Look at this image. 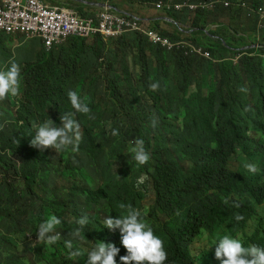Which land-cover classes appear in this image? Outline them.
Segmentation results:
<instances>
[{
    "label": "clouds",
    "instance_id": "obj_1",
    "mask_svg": "<svg viewBox=\"0 0 264 264\" xmlns=\"http://www.w3.org/2000/svg\"><path fill=\"white\" fill-rule=\"evenodd\" d=\"M28 1L0 0V33L15 38L14 42L18 43L14 47L18 48L19 57L28 54L21 48L26 40L37 39L34 44L42 47L44 44L47 49H58L71 40L60 51L71 53L87 49L91 45L84 44L88 37L95 39L96 35H101L104 40L108 39L105 41L116 40L128 32L143 29H131L124 25L114 34L98 32L89 36L58 31L52 43H47L43 37L45 31L39 24L21 23L17 30L7 29L9 21L20 17ZM39 1L49 8L68 11L80 19L98 21L102 13L108 12L131 21L118 14L115 11L119 10L118 7L109 0H97L100 7L87 6L94 12L84 17ZM219 1L226 10L239 14L246 10L247 16L242 18H253L248 28L254 27V23L264 27V0ZM197 4H189L188 11H197ZM209 5L215 6V3ZM155 6L157 10L163 8L161 2ZM122 12L125 14L124 10ZM138 18L145 20L141 16ZM226 23L227 18L223 17L216 28L207 27L203 31L196 28L192 40L186 39L184 34L194 30L190 24L179 26L183 33H169L168 36L150 27L148 30L152 33L143 29L147 32L143 34L147 40L160 45L168 53L167 57L170 51L179 54L183 46L184 55H188L186 44H195L196 38L203 43L199 50L192 52L193 63L183 66L190 74V82L179 83L172 90L177 95L188 92L194 96L193 102L180 104L175 109L182 111L180 119L185 128L189 155L201 163V174L194 183L176 194L172 207H160L159 196L148 202L150 188L146 194L140 193L138 188L144 182L140 173L132 171L130 163L114 151L111 141L104 140L99 147L89 148L92 154L85 158V172L76 186L65 190L59 204L42 193L40 187L57 182L77 156L79 160V155L59 152L69 147L74 152L79 150L83 139L80 120L92 118L101 97H110L115 89L106 77L99 79L91 74L69 77L59 86L49 118L36 126L35 135L28 141L30 146L14 159V178L8 187L10 191L0 196V212H30L34 215L36 241L44 243L42 249L37 250L30 243V235L28 239L18 234L9 236L1 245L5 252L14 255L8 264H167L174 241L184 246L195 240L199 230L212 228V219H205L197 226L187 224L185 231H177L175 227L180 216L186 215L185 219L190 216L187 211L189 205L202 210L218 204L226 205L228 209L244 207L253 219L258 218L264 211V200L259 202L256 199L253 188L256 176L253 174H264V73L258 74L249 68L244 63L245 54H222L212 51L205 44L204 40L218 37L219 31L212 28L219 29ZM196 33H201L202 37H196ZM23 37L24 40H19ZM170 43L175 46L171 48ZM70 45L73 50L68 49ZM252 45L259 46L256 43ZM20 80L21 66L13 59L0 70V101L9 95L13 98L21 95ZM122 80H128V75ZM150 88L157 90L159 83L153 82ZM151 126H157L155 118L151 120ZM116 127L112 129L114 136L119 134ZM55 151L58 156H50ZM130 151L138 165L149 162L150 152L159 160L175 158L184 166L179 151L171 152L155 144L148 152L141 138L134 140ZM252 157L260 161V168L251 163ZM151 178L149 176L148 182L153 188L154 178ZM197 187L200 193L195 192ZM262 193L264 197V189ZM235 219L243 217L237 214ZM85 244L91 247L85 250ZM213 244L215 264H264V246L256 243L248 245L239 236L224 234Z\"/></svg>",
    "mask_w": 264,
    "mask_h": 264
},
{
    "label": "trees",
    "instance_id": "obj_2",
    "mask_svg": "<svg viewBox=\"0 0 264 264\" xmlns=\"http://www.w3.org/2000/svg\"><path fill=\"white\" fill-rule=\"evenodd\" d=\"M109 1L113 4L116 2V0ZM139 2L147 4L145 6L149 9L165 13L167 17L174 19L180 25L190 24L194 30L184 33L188 40L193 39L196 28L203 31L208 27L210 13L215 12L213 7L220 4L219 0H139ZM153 2L155 5L161 2L162 10L150 6ZM194 3H198L204 9L198 8L194 12L185 10L189 4ZM209 3H215V6ZM177 4L178 7L175 8ZM204 10L208 11V14ZM217 10L223 12L225 10L224 17L227 18V23L219 28L216 39L208 38L204 40L205 44L209 45L212 51L222 54H245L247 58L244 63L256 73L263 74L264 31L258 34L257 23H254L255 34L253 29L245 31L233 28L230 23L233 20L237 22L239 13L226 10L221 6H218ZM160 23L161 21H154L152 27L162 34L183 33L179 29L176 31L160 29ZM143 34L136 31L128 32L122 38L113 40L112 43L118 44V50L110 46L105 47L106 41L101 35H96L95 39L89 41V44L92 42L93 44L83 51L62 53L55 47L47 49L44 44L43 47L32 44L34 51L16 58L13 52L17 47L9 48L15 38L12 35L0 33V64L7 66L14 59L22 68L21 95L0 101V196L10 191L8 187L14 178L12 174L14 159L30 146L28 141L35 135L36 126L49 118L60 84L69 77L88 74L99 79L103 77L110 79L115 89L110 97H101L92 118L80 120L83 126V139L79 144V150L74 152L69 147L59 152L71 156L79 155V160L77 156L75 162L57 182L40 187L42 193L59 204L65 190L76 186L85 172V158L92 154L89 148L99 147L104 140L113 143L114 151L130 163L132 171L146 172L154 178L153 189L158 192L160 207H172L176 201V194H180L184 187L194 183L201 174V163L199 159L189 155L185 128L180 119L182 111L175 110L180 104L193 102L194 96L188 92L179 95L172 92L179 83L190 82V74L183 66L188 67L193 63L192 52L186 49L188 55H184L182 61H178L172 51L168 58L160 45L149 43ZM19 40H24V37ZM26 42L30 43L29 40ZM255 43L259 46L252 45ZM243 46L247 47L239 49ZM128 50L132 54L131 60L127 55ZM149 52L156 58L146 59ZM140 59H144L145 62ZM127 62L134 70L126 66ZM122 71H124L123 78L128 75V80L121 79ZM153 82L159 83V88L155 91L150 88ZM153 118L157 121L156 127L151 126ZM114 127L119 133L115 136L112 134ZM136 138L145 141L147 151L155 144L171 152L179 151L184 166L175 158L159 160L149 151L151 157L149 162L138 165L130 151ZM251 163L257 164L260 168V161L255 157H252ZM253 175L256 176L253 178L255 196L259 202H262L264 174L259 172ZM138 188L140 193L146 194L151 185L144 181ZM195 189L196 193L201 192L199 187ZM187 211L190 212V216L187 219L184 214L180 216L179 222H176L177 231L183 232L187 229V224L192 227L197 226L199 221L205 219H212V228L199 230L195 240L184 246L174 241L173 251L168 254L167 264H215L213 257L215 244L213 243L224 234L239 236L248 245L256 243L264 246V211L260 212L256 220L244 207L228 209L222 204L203 210L189 205ZM237 214L243 219L236 220ZM205 233H207L206 239ZM14 234L25 239H28L30 235V243L37 250L44 246V243L36 241L37 230L32 213L0 212V264H8L14 258L12 253L5 252L1 246L5 244L9 236ZM196 240L201 243L197 248L194 247ZM209 246L211 247L208 249Z\"/></svg>",
    "mask_w": 264,
    "mask_h": 264
},
{
    "label": "built area",
    "instance_id": "obj_3",
    "mask_svg": "<svg viewBox=\"0 0 264 264\" xmlns=\"http://www.w3.org/2000/svg\"><path fill=\"white\" fill-rule=\"evenodd\" d=\"M28 22L43 27L45 31L43 37L47 43H52L58 31L89 36L98 32L114 34L119 32L124 25L131 29H139L135 23H131L127 18L117 17L108 12L102 13L98 21L80 19L68 11L49 8L39 0H29L23 11H21L20 17L9 21L7 29L14 31L21 27V23ZM149 33H152V31H149Z\"/></svg>",
    "mask_w": 264,
    "mask_h": 264
},
{
    "label": "crops",
    "instance_id": "obj_4",
    "mask_svg": "<svg viewBox=\"0 0 264 264\" xmlns=\"http://www.w3.org/2000/svg\"><path fill=\"white\" fill-rule=\"evenodd\" d=\"M42 1L49 6H59L64 9L71 10L74 14L81 16V17H84L86 13L94 12V9H88L87 6L100 7V2L97 0H42ZM114 5L117 6L119 9V10H115L118 14L127 15V13L124 14L122 12V10H126L130 12L129 13L130 15H138V16L144 17V19L148 21L149 25H152V22L154 21H161L160 29L169 30L167 26L164 24V23L168 24V18L164 15L165 13H159L157 11L149 9L145 6L147 4H142L141 2H139V0H132L128 2H125L124 0H116ZM210 15H211V19L208 22V27L216 28L217 25L221 22V20L225 16V13L223 14L210 13ZM115 16H117V14H115ZM239 16L241 17L247 16V11L246 10L241 11ZM143 29H149V28H143ZM143 29L134 30V31L146 34L147 32L144 31ZM263 31H264V27H260L258 30V33L260 34ZM164 34L168 36L169 33H164ZM196 37H202L201 33H196ZM148 41L149 43H152L150 39ZM111 44H112V41H106L104 46L109 47ZM114 49H115V46H114ZM180 50L181 52L179 54L173 53L174 57L178 61H182L184 59L185 46H183ZM151 58H156V57L149 52L148 55L146 56V59H151Z\"/></svg>",
    "mask_w": 264,
    "mask_h": 264
},
{
    "label": "rangeland",
    "instance_id": "obj_5",
    "mask_svg": "<svg viewBox=\"0 0 264 264\" xmlns=\"http://www.w3.org/2000/svg\"><path fill=\"white\" fill-rule=\"evenodd\" d=\"M150 6L156 8V6H155V2L151 3ZM218 6H221V5L218 4L217 6L213 7V9H215V12H214V13H217V14H223V13H225V10H224V12L221 11V10H217ZM196 7H199L200 9H204V8H201L198 4L196 5ZM221 7H223V6H221ZM188 9H189V7L185 8V10H188ZM124 11H125V14L127 13V15H125V16L128 17V18H130L133 24L135 23V24H136L138 27H140V28H149V27L152 28V25H149V24H148V21H146V20H142V19L138 18V15H130V14H129L130 12H128V11H126V10H124ZM204 12H205L206 14H208V11H205V10H204ZM154 18H156V17H154ZM169 20H170V25L167 26V28L169 29V31H176L177 29H179V26H180V25H177V23H176V21H175L174 19L169 18ZM252 20H253V18H249V19L246 18V19H243L241 16H239V17H238V20H237L238 23H237L236 21L233 20V21H231L230 24H231V27H233V28L244 29L245 31H248L249 29H253V34H255L254 27H252V28H248V25H249V23H250ZM257 27L260 28L261 25L258 24ZM134 29H135V28H134ZM212 30H213V31H219V29H214V28H212ZM146 31H149V30L146 29ZM90 40H93V38H92V37H88L87 39H85V42L87 43L86 46L92 44V43L89 44V41H90ZM105 40H108V39H105ZM78 41L81 42L82 39H78ZM109 41H113V40L111 39V40H109ZM35 42H38V40L35 39V40L31 41L30 43H28V42L24 43V44L22 45V47H21L22 50H26L27 53H30V49L32 48L31 45L34 44ZM70 42H71V40H68V41H66L65 43H63V44L58 48V51H63L64 48H65L67 45H69ZM17 43H18V42L11 43L10 46H9V48H11L12 46H14V45L17 44ZM84 44H85V43H84ZM114 46H115V49H116V50L119 49V46H118L117 43H112V44L110 45V47L113 48V49H114ZM174 46H175L174 44L170 43V47H171V48H173ZM202 46H203L202 41L199 40V39H197V38H196V43H195V44H190V43H187V44H186V48H187L190 52L197 51V50H199ZM17 49H18V48H17ZM17 49L14 51V54H15L16 58H20L19 55H18V53H17ZM68 49H72V50H73L74 48L70 45V46H68ZM127 55H128V57H129V59L131 60V59H132V54H131V51H130V50L127 51ZM140 61L145 62L144 59H140ZM4 66L6 67V64L1 63V64H0V69H1V70L4 69V68H5ZM126 66H130V63L127 62V65H126ZM122 73H123V76L121 77V79L124 77V71H122ZM21 78H22V68H21ZM148 91H150V89H148ZM11 98H13V96L9 95L6 99L8 100V99H11ZM50 156L57 157V156H58V152H56V151H55V152H52V153L50 154ZM138 173H140V172H138ZM140 179L144 180L145 182H148V180H149V174L146 173V172H144V173H140ZM151 179L153 180V178H151ZM149 194H150L151 198L148 199V202H151L152 199L156 200L157 197H158L157 193L153 190V188H150V190H149ZM200 245H201V243H200L198 240H196L195 243H194V247L197 248V247H199ZM90 247H91L90 244H85V245L83 246V248H84L85 250H88Z\"/></svg>",
    "mask_w": 264,
    "mask_h": 264
},
{
    "label": "water",
    "instance_id": "obj_6",
    "mask_svg": "<svg viewBox=\"0 0 264 264\" xmlns=\"http://www.w3.org/2000/svg\"><path fill=\"white\" fill-rule=\"evenodd\" d=\"M105 7H108V5H104Z\"/></svg>",
    "mask_w": 264,
    "mask_h": 264
}]
</instances>
